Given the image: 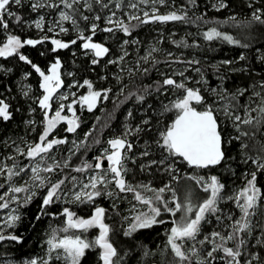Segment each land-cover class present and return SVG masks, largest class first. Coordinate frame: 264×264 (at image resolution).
<instances>
[{"label":"trees","instance_id":"trees-1","mask_svg":"<svg viewBox=\"0 0 264 264\" xmlns=\"http://www.w3.org/2000/svg\"><path fill=\"white\" fill-rule=\"evenodd\" d=\"M116 2L117 0H112L111 7L116 5ZM121 2L122 7L118 9V12L125 7L126 0ZM224 2L227 7L217 10L213 7L212 0H196L195 5L190 4L189 0H164V3L159 6V14H166L172 10L183 14L186 11L193 20L200 16H203V20H196L194 23L157 21L147 24H139L138 21L131 20L125 23L137 26L131 30L130 35L117 29H114L113 33L98 30L93 41L103 43L110 52L102 58H97L99 62L96 65L91 63V60L95 58L94 55L91 52L85 54L87 50L82 48V40H77L74 45L70 44L67 49H57L53 52L54 46L50 38L52 34L46 31V24L41 31L29 24V21L40 12L46 17L52 13L53 10L48 5L35 12L30 8V0H22L19 6L11 5L10 11L21 16L24 23L17 24L14 18L5 15L9 28L7 31L0 28V45L9 34L20 36L22 40H41L40 44L34 46L25 45L20 49V53L26 55L46 75L49 74L51 64L59 58L61 61L59 71L63 82L60 88H65L73 82L83 83L79 93H86L89 88L84 85V81L88 80L92 84V90L101 92V97L91 111L80 106L75 109L79 126L74 132H67L65 123L52 130L50 139L56 137L66 142L55 145L48 153H44V159H41L42 168L55 164H59L60 167L55 168L51 173L42 171L41 176L46 178V185L49 181L54 183L61 179L65 180V184L60 189L61 199L47 206L45 210L48 214L41 215L40 219L36 217L41 212L46 187H34L36 195L30 201L26 203L27 196L23 195L15 203V215L19 216V220L14 227H7L5 223L0 224V229L5 236L16 235L22 239L0 241V261L12 259L22 262L43 259L46 255V241L52 229L60 230L65 227L66 217L63 215L65 207L77 217L85 219L93 214L95 207H102L105 209L104 223L110 227L109 239L118 251V257L115 259H119L120 264H172L174 254L167 246V237L172 224L178 219V212L173 216L171 213L162 211L157 219H162L164 223L139 229L131 236H125L124 231L127 230L131 221L128 215L133 210L134 192H121L113 182L107 185L106 189L101 188L102 191L111 192V196L104 194L95 197L91 202L84 203L74 201L72 194L88 180L85 176L87 173L107 170L105 149L110 150L108 141L122 138L127 131L129 134L126 139L132 144V148L124 150L127 155L124 164L128 170L124 179L141 194L149 190L139 187L140 185L160 189L167 184L175 190L181 180L189 179L190 176H217L220 182L225 184L222 190L225 199L219 203L221 211L216 214L221 219L218 221L216 215L207 217V220L201 224L197 239L187 240L182 247L190 257L184 264H197L198 259H206L207 264H226L225 260L221 259L224 256L222 251L215 252L214 259L209 258L207 252L213 245L207 242L201 245L199 241L205 236H210L213 231L227 235L231 231L230 225L241 216L235 200H229L227 197L234 196L237 188H244L247 179L251 178L250 173L256 171V165L252 160L249 159L247 163H244V158L245 156L254 158L258 153L253 145L264 143V125H261L259 131L251 129L248 125H242V130L253 132V138H242L240 141L232 139L238 133L233 128L232 120L226 118L223 112V106L231 103L235 105L232 109L234 114L242 118L246 115V107L250 110L249 116H258V112L251 109H256L261 98L264 97V59L261 58L264 57V25L253 23L242 27L240 24L251 20L252 13L257 9L261 10L262 19H264V0H224ZM89 3L92 5L91 11L82 3L74 5L77 9L75 19L85 36L91 34L89 27L92 22L103 29L104 12L107 10L102 8L96 0H90ZM81 15L88 16L89 20L84 21ZM96 15H99L101 19L94 21L93 18ZM231 17H235V22L230 19ZM65 25L68 32L58 33L55 37L65 42L76 39L77 31L72 23L66 22ZM213 27L231 35L240 43L229 44L219 38L206 40L203 33ZM45 36L48 39H44ZM125 40L129 43L123 44ZM133 40L137 43H131ZM174 41L183 43H174ZM184 44L188 46L185 47ZM243 44H248V47H242ZM153 48L158 51L152 52ZM125 52L127 55H124ZM149 52L152 54L145 62L142 57L148 56ZM169 53L171 56L168 55ZM122 55L124 59L121 61L119 57ZM240 55H244L245 59L240 60ZM110 60L116 63H109ZM189 61L199 63H189ZM224 61H232V63L225 64ZM197 68L200 69L199 72L196 71ZM144 69L148 70L147 73ZM166 77L176 80L177 83H184L188 88L199 89L204 97L205 105L211 104L214 109H221L217 116L225 141L224 150L227 160L220 165L200 169L188 166L182 159L173 161L169 157L164 165L156 164L142 169L141 165H148L151 160L159 161L166 155V153L162 154L156 145V140L159 138V132L175 118L176 111L172 110L161 115L162 105H169L184 93L183 89H176L174 86H162V81ZM41 83L42 77L39 73L25 61L19 60L18 55L0 57V100L9 105L11 112V118L8 121L0 118L1 153L11 151V146L14 144L24 145L27 142L35 144L39 141L44 130L45 111L47 115H50L58 107L56 102L50 101V109H41L38 101L45 94L40 87ZM147 86L151 87L147 88ZM212 89H215L217 93H226L227 98L220 99L216 93L212 92ZM238 91H243V95H237L234 101L230 100L231 95ZM254 93H260V96ZM138 95H145L144 101H138L136 99ZM70 101L71 99L68 98L67 102ZM144 121H148V124L145 125ZM138 126L143 130L136 132L135 129ZM229 140L231 143H227ZM242 143L247 144L248 148L242 150ZM145 150L149 152L148 156L141 155ZM97 157H101V169L94 167ZM13 158L12 161L18 163V167H24L28 161H31L25 154ZM66 161L68 167H64ZM84 162L93 167L81 172L75 171L76 168L82 167ZM169 164L173 166L171 175L165 171ZM196 170L197 175L194 174ZM25 171H28V166L21 173ZM172 176L177 179H172ZM72 177L76 178L75 187ZM257 187L264 194V171L257 172ZM4 189V186L0 187V193ZM162 195L165 201H169V206H173L172 191L166 190ZM262 210H264V195L258 201L256 212L251 217L253 225L257 226L253 227L250 236L246 232L239 236V239L246 241L239 249L241 252L237 258L239 264H248V261H251V264H264V243L257 242L264 240ZM258 221L261 222L259 225ZM64 235H80L82 238L93 241L99 235V228H91L87 232L76 229L69 230L68 233L58 231L59 237ZM188 243L190 244L187 247ZM237 243V240L227 241L226 246L235 249ZM193 246L199 251V256L187 250ZM100 251L99 248L87 249L85 256L81 258V264H101ZM145 251L150 254L145 256ZM48 264H65V262L53 258Z\"/></svg>","mask_w":264,"mask_h":264},{"label":"snow or ice","instance_id":"snow-or-ice-1","mask_svg":"<svg viewBox=\"0 0 264 264\" xmlns=\"http://www.w3.org/2000/svg\"><path fill=\"white\" fill-rule=\"evenodd\" d=\"M80 0H59V4L64 6V9H68L70 11L61 10L59 12L58 21L48 28L49 32L54 31L55 27H59V31L63 33H67L68 29L63 27L64 21H71L73 28L77 31V38L71 40L70 42H62L59 39H52L51 43L55 45V48L52 49L55 52L57 49H67L70 44L74 45L77 43V40H82V48L87 50L86 55L91 52L95 58L91 60L93 65H96L99 60L97 58H102L110 52V49L106 47L103 43L94 42L93 37L97 34V31H103L106 33H113L114 29L122 31L125 34L130 35L131 30L135 28L137 25H132L129 23H124L123 20L116 19L113 20V17L116 15L115 12H112L110 16L107 17L106 23L110 25H114V27H105L103 29L99 28V25L95 22L90 24V35L85 36L84 31L79 28L78 22L75 19V13L77 9L74 7L75 4L79 3ZM97 3L101 4L103 8H107V4H103L102 0H96ZM149 0H140V3H148ZM164 3V0H152V3ZM189 3L195 5L196 0H189ZM15 4L17 6L22 4V0H0V28H3L5 31L8 30L9 24L8 21L5 20V15L9 18H14L17 24H23V18L17 15L15 12L10 11L11 5ZM59 4L49 3L48 7L50 8H58ZM86 4L88 10H92L91 3H88L86 0ZM45 6L44 3L40 2V0H35L32 3V10L35 12L36 10L43 8ZM115 7L117 9L122 7L121 0H117ZM128 7L131 9H138V5L132 0H129ZM214 8L219 10L220 8L227 7L224 0H217V4L213 5ZM129 20H136L139 24H147L149 22H168V21H182L185 23H194L196 20H203V16L197 17L196 20H193L192 17L187 15L185 11L183 14H178L176 11L169 12L167 14H158V10L153 7L152 13L149 14L148 11L143 12V19L139 15L130 14ZM81 19L84 21H88V16L81 15ZM101 17L96 15L93 20L98 21ZM235 22V17L230 18ZM206 22V21H205ZM253 23H259L264 25V19H262L261 10L257 9L252 13V18L249 21H245L240 26H250ZM35 27L37 29H42L44 26V17H40L36 21H34ZM203 36L206 40L211 41L213 39H222L229 44H239L240 41L234 39L231 35H227L218 31L215 27L209 29L208 31L203 33ZM44 39H48L47 36ZM41 40L34 39H25L22 40L20 36L9 34L7 35L6 42L0 46V57H9L13 54L19 56V60L25 61L39 75L42 77V83L40 87L44 90V95L39 99L38 103L41 109H50L51 103L53 99V94L59 89L62 85V80L60 78V67L61 61L59 58L55 60L54 63L51 64L49 69V74H45L36 64H34L26 55L20 53V49H22L25 45H37L40 44ZM129 41L125 40L123 44H128ZM131 43H137V41L133 40ZM174 43H183V42H175ZM187 47V44H184ZM123 48V45H121ZM242 47L247 48L248 44H243ZM158 51V49L153 48L152 52ZM43 54V53H42ZM151 52L148 53V56L142 57V59L147 62L149 57L151 56ZM124 55H127L125 52ZM124 55L119 57V60L124 59ZM171 56V53L168 54ZM264 59V57H261ZM240 60H244L245 56L240 55ZM109 63H116L114 60H110ZM189 63H199L198 61H189ZM225 64H231L232 61H224ZM147 69H144V72L147 73ZM197 72L200 71L199 68L196 69ZM183 75V73H180ZM84 85H87L89 88V92L87 95L80 97V101L82 104L87 105L89 111H91L101 97L100 91H93L92 84L88 81H84ZM82 86V85H81ZM162 86H174L176 89H183L184 95L180 98H177L175 101H172L169 105H162L161 115H164L166 112H170L172 110L176 111L175 118L171 121L170 124L166 125L163 130L159 132V138L156 140V145L161 150L162 154L166 153L163 159L151 160L148 165H141L142 169L145 167H151L152 165L160 164L164 165L165 161L168 160L169 157L172 158L173 161L176 159H182L189 166L195 168H209L212 166H218L223 161L227 160L226 153L224 150L225 141L222 136V129L220 127L217 113L221 111V109H214L211 104H207L204 106L203 110H198L193 106V102L196 104H204V97L200 94L199 89L188 88L184 83H177L176 80L166 77L162 81ZM151 86H147L150 88ZM147 88L145 92L147 93ZM159 91V89H157ZM213 93H216L220 99H226V93H217L215 89H212ZM27 95V93H25ZM130 95H134L131 94ZM237 95H243V91H238L236 94H232L230 100L234 101L237 98ZM256 96H260V93H254ZM104 98H107V93L105 92ZM60 99H67L66 96H61ZM138 101H144L145 95L136 96ZM75 102V101H74ZM64 105L60 104L59 108L55 111L54 116L51 118L48 117L47 111H45V121L46 126L45 129L40 135V142L35 144H29L27 146V152L24 153V150L17 147V152L21 154H26L28 158H36L43 153H48L55 145L63 144L66 141L64 139H51L48 140L47 137L49 133L57 126L61 121L67 122V132L71 133L76 130L79 126L77 123V119L75 117V112L72 109V105L69 104L68 110L73 113V118H69L68 116L62 115V111L64 109ZM235 105L231 103H227L223 106V112L226 118L232 120L233 128L236 130L238 135L232 137L235 140H242V138H253L252 131H244L242 130V125H248L251 129L255 131H259L261 125H264V97L261 98L260 104L256 109H251V111H257V117H251L248 115L250 111L247 107L245 108V117L242 118L240 115L234 114L232 109ZM129 116H131V112H129ZM0 118L4 121H8L11 118V112L9 111V105L5 103L3 100H0ZM144 124L147 125L148 121H144ZM143 129L139 126L135 129L136 132H140ZM90 134V133H89ZM86 134V135H89ZM129 133L126 131L122 138H114L108 141L110 145V150L105 149V158L108 161L107 170L102 173H98L95 176H92L88 183H84L81 185L80 190L73 193L74 201L84 203L91 202L95 197H99L101 195L107 194L109 196L112 195L111 192L102 191L98 185L104 186L106 189L107 185L112 184L114 182L115 187L118 188L121 192H134L135 199L142 201L145 205L149 206V213H141L134 217L133 221L130 223L127 230L124 231L125 236H131L134 232L139 229H147L151 228L155 224H162L165 221L162 219H157L161 216L162 211L171 213L173 216L176 215L177 212L183 213L178 222L174 221V226L170 229V233L167 237V246L170 247L171 252L174 254V260L172 264H184L185 261L190 259L189 255L183 250L181 243L177 241H183L185 239L195 241L197 236L201 231V224L207 220L208 215H216L221 211L219 208V203L225 199L222 195V190L225 188V184L220 182L217 176H211L207 180L204 177L190 176L189 179L195 181L197 185H200L203 188V191L206 193H210V195L204 199L199 204H194L191 200V193L189 192L185 197V202H177L175 198V190L171 189L169 185H165L160 189H151L147 185H140L139 187L145 188L149 191L155 192V196L153 198L145 199L141 192L137 191L135 187L129 185L124 176L128 171L125 167L124 160L127 159V155L124 150L127 148L131 150L132 144L129 143L126 139ZM99 142V141H97ZM227 143H231V140L227 141ZM253 147L257 150V155L253 157L245 156L244 163H247L249 159L256 165V171L250 173L251 178L247 179L246 186L239 191V193L235 196H229L227 199L235 200L237 203V207L240 210L241 216L239 219H236L231 225V231L224 235L221 232L213 231L210 236H205L203 240H200L199 243L201 245L207 243H211L213 245L212 249L207 252V257L215 258L214 253L217 251H222L224 256L221 259H224L226 264H239V260L237 259L240 255V246L245 244L246 241L243 239H239L241 233H247L249 236L252 234L253 227L257 225H253L251 217L256 212V206L258 201L262 199L261 189L257 187V172L264 171V143L253 145ZM242 150L248 148L247 144L241 145ZM79 150V149H77ZM142 156H148L149 152L147 150L141 153ZM10 159H14L11 158ZM97 162L94 167L96 169H101V157L96 158ZM17 166L14 164L12 167H8L7 165L0 162V174H3L5 170L7 171V178L9 181L12 180L13 176H18L20 172H23L25 169L20 168L19 171H15L14 169ZM60 167L59 164L50 165L48 167L41 168L39 164L31 167V181L32 186H37L35 182H39V187H46V195H44L41 205V212L37 215V219H40L41 215H47L46 207L53 204L57 200L61 199L60 189L62 185L65 184V180L61 179L54 183L48 182L46 185V178L42 177L40 173L47 172L51 173L55 170V168ZM64 167H68L67 161L64 163ZM93 167L87 162L83 163L82 167H78L75 169L77 172L84 171L85 169ZM173 166L169 164L165 171H168L171 175V171ZM109 176L111 178H109ZM73 181V186L75 187V177L71 178ZM172 179H177V177L172 176ZM27 183V182H26ZM3 187V185H0ZM89 189H91L89 191ZM166 190L172 191L173 199L171 203L174 205L172 207L169 206V201H165L162 193ZM29 187H18V186H10L8 189V193H12L13 195L9 197V200H5V196H8V193H5L4 196H0V201H4L0 203V208H7L9 206V202L12 200H17L18 198L15 196V193L20 192H29ZM36 195L35 192H30V194L25 198V202L27 203ZM67 195V194H65ZM155 202H159L162 205L156 206ZM193 214V215H189ZM264 215V210L261 212ZM63 215L66 217L65 227L63 229L57 230L52 229L49 239L47 240L48 244V259H63L65 264H81V258L85 256L86 250L90 248H99L100 255L99 260L102 264H120L119 259H115L118 257L117 248L114 247L113 243L109 239L110 227L108 224L104 223L105 217V209L102 207H95L93 214L85 219L82 217H77L75 213L70 211L67 207L63 209ZM216 219L219 221L221 217L216 215ZM231 219V217H229ZM19 220V216L17 215H9L7 220L5 221V226L14 227L16 222ZM261 222H257L259 225ZM91 228H99V235L93 241H89L85 238H82L80 235H64L62 237L58 236V231H62L64 233H68L69 230L76 229L81 230L82 232H87ZM262 232H264V226H262ZM12 240V241H20L22 238L16 235L5 236L0 230V241L4 240ZM237 240L236 248L227 247L226 242ZM219 241V242H217ZM258 243H264V240H258ZM191 254L199 256V251L193 246L188 250ZM53 253L55 256L53 257ZM127 254V253H126ZM150 253L148 251L144 252V255L147 256ZM255 258V257H254ZM23 264H38L37 259L26 260ZM42 264H48V260H44ZM197 264H207L206 259H198ZM248 264H251V261H248Z\"/></svg>","mask_w":264,"mask_h":264},{"label":"rangeland","instance_id":"rangeland-1","mask_svg":"<svg viewBox=\"0 0 264 264\" xmlns=\"http://www.w3.org/2000/svg\"><path fill=\"white\" fill-rule=\"evenodd\" d=\"M30 1H31L30 8L32 9V3L35 2V0H30ZM111 1L112 0H104V2H103V4H107L108 5L107 10L104 12L103 28L114 26V25H110V24H107L106 23L107 17L110 16L112 14V12H115L116 13V15L113 17V20L114 21L116 19H120V20H123L124 23H125V22L130 21L129 18H128L130 14L139 15L141 18H143V12L144 11H148L149 14H151L153 7H155L158 10V14H159V6L161 4L159 2L153 4L152 3V0H149V2L146 3V4L145 3H140V0H132V2L137 3L138 9H131V8L128 7L129 0H126L125 7L122 9V11L118 12V9L115 7V5L111 7ZM212 1L214 2L213 4H217V0H212ZM40 2L44 3L45 5H48L49 3L59 4V0H40ZM87 2L89 3L90 0H87ZM79 3H82L84 7L87 6L86 0H80ZM50 9L53 10V12L50 13L47 17H46V15L44 13L40 12L31 21H29V24L34 29H36L38 31H41L44 28V26H43L42 29H37L35 27L34 21H36L40 17H44V24H46V31L49 32L48 31V28L50 26H53L58 21L59 12L61 10L68 11V9H64V6L62 4H59V7L58 8H50ZM170 12H173V10L170 11ZM161 15H163V14H161ZM66 22H70L71 23V21H64L63 22V27H65V28H66V25H65ZM89 29H90V27H89ZM50 33L52 34V36L50 37L51 39H59V38H57L55 36H56V34L61 33V32L59 31V27H55L54 31H52ZM6 38H7V36H6ZM6 38H5L4 42H6ZM59 40H61V39H59ZM61 41L62 42H65L63 40H61ZM3 43L0 46H2ZM53 46L55 48V45H53ZM61 77L62 76L60 75V78ZM81 85H83V83L77 84L76 82H73V83L69 84L65 88H59V89H57L56 92L53 94L52 101L57 103V105H58L57 109L59 108L60 104H63L65 106L64 109H63V111H62V113H61L62 115L68 116L69 118H73V113L70 112L68 110V107H67L69 104L72 105V109H73L74 112H75V109L76 108H79V106L80 107H86L87 108V105H84V104L81 103L80 97L87 95L89 91L86 92V93H79V90L81 88ZM74 86H76V88H74ZM184 94L185 93H183L180 97H182ZM61 96H66L67 99H60ZM68 98L71 99L70 102H67ZM193 106L196 107L198 110H203L205 104H196L195 102H193ZM55 111L52 114H50V115L48 114V117L51 118L52 116H54ZM75 117L77 118L76 112H75ZM62 123H65L66 124V129H67L68 125H67V122L66 121H61L60 123L57 124V126L60 125V124H62ZM77 123H78V119H77ZM43 124H44V129H45V126H46L45 118H44ZM50 134L51 133H49V136H50ZM49 136L47 137V139L48 140H51L49 138ZM52 139H59V138L54 137ZM38 142H40V140ZM38 142H36V143H38ZM28 145H29L28 142L26 144H24V145L14 144V145L11 146V149H10L11 151L5 152V153H1L0 152V162H2L3 164L7 165L8 167H12L15 164L17 166L14 169L15 171H19L20 168H24L25 169L28 166V171H25V173H23V174L20 172V174L18 176H13L11 181H9L8 178H7V171L6 170H5V172L3 174H0V185H3L5 187V189L0 193V196H4L5 193H8V189H9L10 186L29 187L30 188V191L29 192L15 193V196L18 199L17 200L10 201L9 202V206L7 208H0V224L1 225L5 223V221L7 220L8 216L10 214L11 215H15V203H17L21 199V197L23 195L28 196L30 194V192H34V187H36V186H34V187L32 186V181H31V176H32L31 167L35 166L36 164H39L41 168L43 167L42 166L43 163L41 162V159L42 158L44 159V156H45L44 153L41 154L40 156H37L34 159L30 158L31 161H28L27 164H25L24 167H18V163H15V162L12 161V159H10V157L13 158L14 156L21 155V153H18L17 152V147L23 149L24 152L26 153L27 152V146ZM101 172H102V170L101 171L100 170H96L92 174L87 173L85 176L88 178V180L85 183H88L89 179L92 176H95V175H97L98 173H101ZM194 174L197 175L198 174V171L196 170L194 172ZM40 175H41V173H40ZM202 177H204L205 180H207L211 176L208 177L207 175H205V176H202ZM109 178H111V177L109 176ZM35 184L38 186L39 185V182L37 181V182H35ZM80 187L81 186H79L76 191H79L80 190ZM98 187L104 188V186H102V185H98ZM90 190L91 189H89V191ZM240 190L241 189H238L237 188L235 190V192H234V196L237 195ZM76 191H74V192H76ZM189 192L191 193V197L190 198H191V200H192V202L194 204H199L200 202H202L204 199H206L210 195V193L204 192L203 191V188L200 185H197L194 182H191L189 179H183V180H181L177 184V188L175 189V194H176L175 198H176V201L177 202L184 203L185 202V197H186V195ZM154 193L148 191L147 193L142 194V196L145 199H147V198H153L155 196ZM162 194H164V193H162ZM12 195H13L12 193H8V196H5V200L6 201L9 200V197H11ZM6 197L8 199H6ZM170 199H172V198L170 197ZM0 202L3 203L4 201H0ZM155 204H156V206H160L162 208V205L159 202H155ZM235 204L237 205L236 201H235ZM132 209L133 210L128 215V218H130V220H131L129 222V225L133 221V219H134V217L136 215L141 214V213H149V211H150L148 205H145L142 201L137 200V199H135L134 203L132 204ZM182 215H183V213H181V212H178L177 213V218L178 219H177L176 222H178L180 220V217ZM189 215H193V214H189ZM210 216L211 215H208L207 217H210ZM129 225L127 226V229L129 227ZM173 226H174V224H172V227ZM186 241H187V239H185L183 241H179L178 240L177 242L178 243H181V245H182L184 242L186 243ZM189 244L190 243L187 244V247L189 246ZM187 250H189V249H187ZM54 256H55V253H53V257ZM44 260H48V262L50 261L48 259V244H47V241H46V255L43 257V259L42 258L41 259H37L38 264H42V262ZM61 260H63V259H61ZM24 261H26V260H24ZM24 261H22V262H16L15 260H12V259H4V260L0 261V264H23ZM100 263L102 264V262H100Z\"/></svg>","mask_w":264,"mask_h":264},{"label":"water","instance_id":"water-1","mask_svg":"<svg viewBox=\"0 0 264 264\" xmlns=\"http://www.w3.org/2000/svg\"><path fill=\"white\" fill-rule=\"evenodd\" d=\"M185 162V161H184ZM186 163V162H185ZM187 164V163H186ZM188 165V164H187ZM189 166V165H188ZM190 167H192V166H190ZM205 169V168H204Z\"/></svg>","mask_w":264,"mask_h":264},{"label":"flooded vegetation","instance_id":"flooded-vegetation-1","mask_svg":"<svg viewBox=\"0 0 264 264\" xmlns=\"http://www.w3.org/2000/svg\"><path fill=\"white\" fill-rule=\"evenodd\" d=\"M125 150V149H124ZM124 150H122L124 152Z\"/></svg>","mask_w":264,"mask_h":264}]
</instances>
